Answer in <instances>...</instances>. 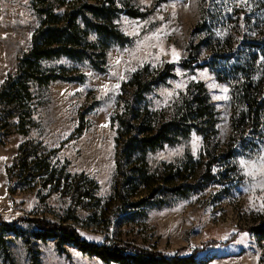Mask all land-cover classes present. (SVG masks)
<instances>
[{"label":"rangeland","instance_id":"rangeland-1","mask_svg":"<svg viewBox=\"0 0 264 264\" xmlns=\"http://www.w3.org/2000/svg\"><path fill=\"white\" fill-rule=\"evenodd\" d=\"M61 1L59 8L52 1L0 0V86L28 53L39 11L64 12L75 0ZM116 6L119 14L109 28L117 38L90 32L96 49L87 52L89 59L62 57L40 64L43 72L65 79L29 82L33 98L25 110L0 106V264H104L75 247L35 240L32 224L18 225L21 236L2 227L33 217L65 220L96 245L120 242L170 257L192 242L203 252L197 264H264V242L249 232L264 222V119L253 130H232V120L244 109L240 97L246 83H253V97L264 100V0H116ZM100 45L107 48L104 60ZM164 70L170 77L142 105L165 118L166 108L181 96L191 99L202 84L216 113V135L206 130L205 138L193 130L147 153L149 173L163 183L168 166L184 163L180 175L171 177L203 185L212 155L217 179L186 197L164 189L151 195L146 188L132 198L115 194L120 101L130 99L134 75L146 82ZM22 111L25 135L17 128ZM23 146L29 164L24 184L7 174ZM219 154L233 157L220 160ZM32 161L48 163L53 178L34 180ZM210 228L220 232L211 241L238 238L228 245L207 243L204 234Z\"/></svg>","mask_w":264,"mask_h":264},{"label":"trees","instance_id":"trees-1","mask_svg":"<svg viewBox=\"0 0 264 264\" xmlns=\"http://www.w3.org/2000/svg\"><path fill=\"white\" fill-rule=\"evenodd\" d=\"M48 1L59 4V8L63 7L64 1L61 0H40L42 5L47 4ZM118 14L116 0L95 3L86 0L78 3V0H75L68 10L60 13H56L52 8L41 9L39 11L40 25L31 37L28 53L18 60L15 72L9 75L0 86V106L25 110L33 98L29 82L48 85L51 82L65 79L62 75H56L53 72H43L40 64L62 57L75 61L89 59L87 52L96 49L95 44L89 40L90 32L97 36L117 38L119 35L109 26H112L113 20ZM80 24H83L84 28L80 27ZM202 28L201 24L196 31H200ZM99 48L100 59L104 60L107 48L101 45ZM169 77L170 73L164 70L155 75H149V79L143 82L140 79V74H136L130 81L133 88L130 99L120 101L124 107L122 115L118 117L116 140V179H119L120 183L117 184L115 194L121 193L132 198L143 192L142 188H146L151 195L164 189L175 196L186 197L195 190H202L206 182H213L217 179L211 171L212 163L217 160L216 156L212 155H208L210 163L204 170L205 183L203 185L183 183V179L171 177V174L180 175V167L184 166V163L177 167L168 166L169 174L163 183H158L155 177L149 173L145 162L147 153L162 149L165 145H172L179 138L188 136L193 130L205 138L206 130H210V134L216 135V113L202 84L194 87L197 88L194 97L188 99L186 96H181L178 102L166 108L168 114L165 118L160 114L161 111L154 112L146 105H142L146 96L153 92L157 88L156 86L164 84ZM252 85L251 82L246 83L245 91L241 94L240 101L244 109L238 114L239 119L232 120L233 132L240 126H249L253 130L256 124L264 119V100L250 94L253 89ZM154 87L156 88L154 89ZM195 114L197 117H194ZM23 115L25 114L22 111L18 117L16 116L17 128L20 134L25 135L27 129L24 127ZM196 119L198 122L194 123ZM253 140L254 138L249 142ZM24 147H21L19 158L7 171L9 180L17 179L22 184L26 182L23 181V178H26L24 172L29 165L24 154ZM217 157H220V160H228L233 155L219 154ZM31 164L33 165L32 169L37 168L34 180L39 179L46 182L53 178L54 173L48 163L39 164V161H34V163L32 161ZM38 164L39 166H37ZM90 184L93 187L94 183L90 182ZM164 184L168 187H163ZM72 219L75 224L78 223L76 219ZM20 223L34 225L36 231L32 233V237L37 241L44 243L54 240L59 248L63 246L75 247L82 254L94 257L104 264H197L196 260L203 253L196 246L192 252L183 248L177 251V255L174 257H163L161 253L135 249L120 242L96 245L82 239L75 226L68 224L65 220L53 223L45 218L33 217L3 224L2 227L14 236H21L23 233L18 227ZM249 232L250 237L255 238L258 242H264V222L250 228ZM217 233H220L217 228L206 230L204 236L207 238V243L228 245L231 242L234 243V240L238 238L237 235H232L224 239L223 243H220V239L211 241V239L220 238ZM243 234L239 238L240 242H242V236H246Z\"/></svg>","mask_w":264,"mask_h":264},{"label":"built area","instance_id":"built-area-1","mask_svg":"<svg viewBox=\"0 0 264 264\" xmlns=\"http://www.w3.org/2000/svg\"><path fill=\"white\" fill-rule=\"evenodd\" d=\"M195 247H196V246L191 242V243H188L186 249H188L189 251L192 252V251L195 249ZM175 255H177V252L174 253V254H172L170 257H174Z\"/></svg>","mask_w":264,"mask_h":264},{"label":"snow or ice","instance_id":"snow-or-ice-1","mask_svg":"<svg viewBox=\"0 0 264 264\" xmlns=\"http://www.w3.org/2000/svg\"><path fill=\"white\" fill-rule=\"evenodd\" d=\"M117 87H119V85H117ZM243 163V162H242Z\"/></svg>","mask_w":264,"mask_h":264}]
</instances>
